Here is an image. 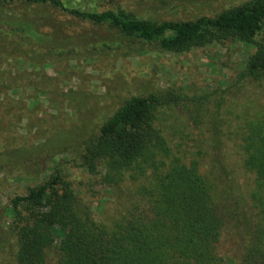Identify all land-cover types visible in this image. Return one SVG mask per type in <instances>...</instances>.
<instances>
[{"label": "trees", "instance_id": "1", "mask_svg": "<svg viewBox=\"0 0 264 264\" xmlns=\"http://www.w3.org/2000/svg\"><path fill=\"white\" fill-rule=\"evenodd\" d=\"M13 2L107 24L122 37L165 52L228 39L254 44L264 31V0L212 16L161 22L136 17L123 7L79 9L62 0H0V5ZM9 24L25 39L36 36L29 21ZM103 45L101 49L107 47ZM239 78L264 82V43L247 58ZM218 95L209 92L215 108L222 102ZM182 101L173 90L130 95L84 141L80 165L102 175L115 197L109 220H96L91 199L55 167L42 183L11 198L12 219L6 234H0V259L10 234L15 239L13 264H264V111L242 117L231 139L243 172L252 180L250 191L242 193L227 165L221 124L213 110L209 173L202 172L196 159L185 162L171 149L159 114L165 106L185 105ZM226 230L244 242L235 260L220 252Z\"/></svg>", "mask_w": 264, "mask_h": 264}, {"label": "rangeland", "instance_id": "2", "mask_svg": "<svg viewBox=\"0 0 264 264\" xmlns=\"http://www.w3.org/2000/svg\"><path fill=\"white\" fill-rule=\"evenodd\" d=\"M62 1L89 10L123 7L136 17L161 22L212 16L251 0ZM15 21L31 22L36 36L14 34L9 23ZM254 42L228 39L224 44L165 52L122 37L107 24L79 20L48 6L0 5V234H6L12 219L11 198L42 183L55 167L91 199L96 220L112 217V189L102 175L80 165L82 152L84 141L97 133L105 117L134 94L173 90L181 95L185 105L163 107L160 123L173 152L185 162L196 159L204 173L213 168L209 143L213 110L221 124L227 165L239 190L250 191L252 180L243 172L231 139L242 117L264 111V82L239 78L247 58L264 43V31ZM102 43L107 47L101 49ZM209 92L221 94L220 107H214L216 100L209 99ZM14 242L9 234L0 262L14 263ZM243 243L226 230L220 252L235 260Z\"/></svg>", "mask_w": 264, "mask_h": 264}]
</instances>
